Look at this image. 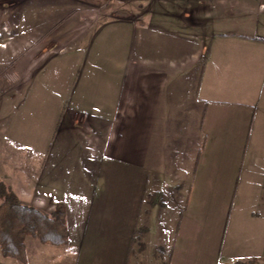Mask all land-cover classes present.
<instances>
[{"label":"crops","instance_id":"obj_1","mask_svg":"<svg viewBox=\"0 0 264 264\" xmlns=\"http://www.w3.org/2000/svg\"><path fill=\"white\" fill-rule=\"evenodd\" d=\"M72 1L2 24L0 179L69 241L0 264H264V0Z\"/></svg>","mask_w":264,"mask_h":264},{"label":"trees","instance_id":"obj_2","mask_svg":"<svg viewBox=\"0 0 264 264\" xmlns=\"http://www.w3.org/2000/svg\"><path fill=\"white\" fill-rule=\"evenodd\" d=\"M33 235L44 243L67 244L69 233L66 225V208L57 202L49 214L39 207L19 198L14 190L0 179V248L6 257L26 263L24 239ZM256 260L236 262L254 264Z\"/></svg>","mask_w":264,"mask_h":264},{"label":"rangeland","instance_id":"obj_3","mask_svg":"<svg viewBox=\"0 0 264 264\" xmlns=\"http://www.w3.org/2000/svg\"><path fill=\"white\" fill-rule=\"evenodd\" d=\"M4 1H6V3H4V5L6 6V15L2 18V19H0V37H2V36H5L4 38H5V41L2 43V46H3V44H5V46L9 43V41H10V39L12 38V35H7L3 30H1V26H2V24L3 23H6L7 25H9V15H8V13L7 12H16V11H25V12H27L28 10H30L31 8H32V5H28V4H26V2H23L19 7H17V8H15V9H11V7L9 6L10 4H9V2H10V0H4ZM74 3H73V1L72 0H69V2H67V4H65V12H66V17L67 16H69V17H71L73 14H74V12H75V9H74V5H73ZM28 5V6H27ZM100 5H101V1L99 0L98 1V4H97V8H96V10H97V12L98 13H100ZM12 10V11H11ZM34 10V9H33ZM104 9L102 8V11H103ZM2 11V8L0 7V12ZM120 12H121V10H120ZM3 26H6V25H3ZM8 27V26H7ZM13 31H14V29L13 28H11ZM10 31V32H13V31ZM15 32V31H14ZM6 183V182H5ZM7 184V183H6ZM34 205V204H33ZM66 208V207H65ZM45 211V210H44ZM54 211V210H53ZM46 212V211H45ZM48 213V212H47ZM49 214H51V213H49ZM66 225H67V223H66ZM68 228V227H67ZM142 229H144L143 227H141V229L140 230H142ZM69 233V232H68ZM141 244V243H140ZM163 256V255H162ZM256 261L254 262V264H259V260L258 259H255ZM161 264H170L169 263V259L166 257V256H163L162 258H161Z\"/></svg>","mask_w":264,"mask_h":264},{"label":"built area","instance_id":"obj_4","mask_svg":"<svg viewBox=\"0 0 264 264\" xmlns=\"http://www.w3.org/2000/svg\"><path fill=\"white\" fill-rule=\"evenodd\" d=\"M2 30L7 34V35H11V32L9 30V28L7 26H2ZM3 46H5V44H3Z\"/></svg>","mask_w":264,"mask_h":264}]
</instances>
